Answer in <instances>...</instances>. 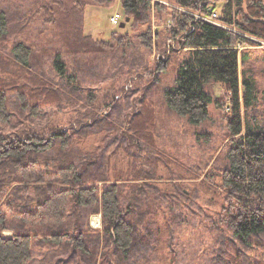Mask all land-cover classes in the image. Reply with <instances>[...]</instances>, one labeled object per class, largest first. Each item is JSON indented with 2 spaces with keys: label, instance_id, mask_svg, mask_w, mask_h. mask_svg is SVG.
<instances>
[{
  "label": "trees",
  "instance_id": "obj_1",
  "mask_svg": "<svg viewBox=\"0 0 264 264\" xmlns=\"http://www.w3.org/2000/svg\"><path fill=\"white\" fill-rule=\"evenodd\" d=\"M110 1L0 0V125L8 127H0V264H27L34 247L51 250L53 262L48 264H136L138 255L147 258L152 249L165 244L159 240V224L152 218L161 209L158 167L165 161H145L143 165L130 161L125 175L121 170L112 175L115 165L109 161L110 154L80 147L93 134L106 136L118 129L107 115L99 114L102 107L95 104V95L80 77L92 73L87 69L93 67L92 59L85 54L128 44L127 32L112 31L104 40L83 31L85 6ZM119 3L122 17L117 24L128 17L142 46L164 47L168 35L178 37L180 50L169 48V59L156 65L153 80L137 86L146 91L142 109L125 114L124 120L120 115L123 131L114 134L112 153L119 147L129 150L139 142L155 143L146 96L158 87L160 74L170 61L176 68L173 84L163 90L166 105L192 123L209 117L208 104L213 99L205 86L211 80L218 82L230 99L228 161L205 162L196 174L201 185L222 194L219 217L224 232L219 236L214 264H264V259H252L247 253L248 248L264 251V96L258 97V83L249 69L253 64L250 48L264 40V1ZM209 7L220 9L222 25L194 15L206 13ZM151 11L159 13L164 24L157 31L152 29ZM63 52L77 55L78 62L88 60L89 65H73V71L67 72ZM122 59L112 76L118 71L147 70V59ZM49 60L55 77L45 70ZM123 89L120 86L105 96H113L116 102L115 94ZM11 93L17 96L14 111L9 107ZM85 103L88 107L82 109ZM66 105L75 111L67 127L39 124L45 107ZM109 106L110 102L104 105ZM178 180L171 179L174 190L169 195L184 201L196 196V189H188ZM92 213L100 214L99 228L90 224ZM4 229L10 234L3 233ZM168 230L165 246L173 250L170 224Z\"/></svg>",
  "mask_w": 264,
  "mask_h": 264
},
{
  "label": "rangeland",
  "instance_id": "obj_2",
  "mask_svg": "<svg viewBox=\"0 0 264 264\" xmlns=\"http://www.w3.org/2000/svg\"><path fill=\"white\" fill-rule=\"evenodd\" d=\"M160 1L165 3V0ZM24 4L26 3L24 2ZM214 10L217 11L219 18L220 9ZM116 12L122 15L119 0H111L106 4L88 3L82 13L83 31L95 39L104 40L109 39L112 31L127 32L129 34L127 45H119L112 51L85 54L86 58L92 59V68L87 66L89 65L88 60L85 62L76 61L77 55L73 56L66 52H63L62 55L67 63V72L73 71L71 69L73 65L76 68L79 65L84 68L87 66V69L92 72L84 77L80 76L78 71V75L82 78L83 83L91 88L95 95V104L102 107L99 114L107 115L118 126L117 131L105 133L108 134L106 136L103 133L89 136L80 144V147L85 150L99 148L105 154H110L109 161L115 165L112 175L117 170H121L122 174L125 175L130 161H139L141 165L145 164V161H165L164 164L160 163L158 167L162 176L159 181V186L163 190L162 202H160L161 209L158 210L157 214L152 215V218L158 222L161 231L159 240L165 244L162 246L160 244L158 248L152 249L147 254V258L138 255L136 264H214L216 261L215 251L220 246L219 236L224 232V226L219 217L220 195L222 194L217 195L212 189H207L201 185L196 174L201 173L198 167H202L205 162L211 163L219 160L221 164H226L228 161L225 151L228 132L226 115L230 102L229 93L218 82L208 81L205 88L213 99L208 104L209 117L202 122L192 123L188 116H180L166 105L163 90L173 84L176 68V64L170 61L166 72L160 74L158 87L153 88L146 96V109L151 112L150 119L152 121L150 135L155 143L150 145L139 142L140 145H134L129 150L117 146L118 149L116 148V153L113 154L115 143L112 142V138L114 134L123 131L120 119L124 120L125 114L131 115V113L142 109L141 99L146 91L143 92L137 86L153 80L152 72H154L156 65L161 61H168L169 53H171H167L169 48L180 50L176 40L178 37L173 39L168 35L166 39L164 36V47H159L154 43L149 49L142 46L140 39L136 36V31L129 26V21H125L123 26L112 23L110 17ZM159 15V13L157 15L151 11V24L154 31L161 29L164 25L163 21L159 19ZM216 21L220 23L218 19ZM35 26L39 27L40 25L36 23ZM259 41L260 45L250 48L253 64L249 69L257 80L260 90L258 97L261 98L264 96V40ZM184 50L179 52L182 54L185 52ZM133 57L147 59V70L136 69L130 73L118 71L117 76L111 75L116 72L117 64L120 65L122 58L131 59ZM128 66L123 67L128 69ZM45 70L49 75L55 77L56 72L52 68L50 60L47 61ZM108 75L112 77L109 78ZM120 86H124V89L122 93L117 91L115 94L116 102L112 101L113 96H105L106 92L109 91L112 95L114 89ZM134 89L137 91L134 92ZM126 93L133 102L132 107L129 106L125 98ZM109 102L110 106L104 107ZM16 103L17 96L15 93H11L9 95L10 110H15ZM83 105L81 106L82 109L88 107L86 106L87 103ZM42 114L43 118L39 124L43 125L48 122L62 127H67L71 119L75 117V111L70 105L61 108L45 107ZM120 115L121 118L119 119ZM14 124L13 122L12 125ZM0 127L8 130L5 125H0ZM106 143H108L107 146ZM72 144L74 145V142H71ZM179 175L180 178H178ZM171 179H179L178 181L183 183L186 188L196 189V196H192L186 201L174 199L168 194L169 191L174 190ZM215 182H218V179ZM89 219L93 227L99 228L100 214L92 213ZM168 223L173 234V250L165 246L169 232ZM10 232L9 229L3 230L5 234H10ZM32 253V258L27 264H48V261L53 259L51 250L43 251V249L34 247ZM247 253L252 259H264V251L260 248H248Z\"/></svg>",
  "mask_w": 264,
  "mask_h": 264
},
{
  "label": "built area",
  "instance_id": "obj_3",
  "mask_svg": "<svg viewBox=\"0 0 264 264\" xmlns=\"http://www.w3.org/2000/svg\"><path fill=\"white\" fill-rule=\"evenodd\" d=\"M194 15L198 18H202L204 20H207L209 22L212 23H216V24H221L218 23L216 20L218 19V15H217V11H215L214 9H212L211 7H209V9L207 10L206 13L204 14H198V13H194ZM122 17V15L118 12L114 13L111 17L110 20L112 21L113 24H117L120 21V18ZM219 20V19H218ZM170 23V19H168V24ZM222 25V24H221Z\"/></svg>",
  "mask_w": 264,
  "mask_h": 264
},
{
  "label": "water",
  "instance_id": "obj_4",
  "mask_svg": "<svg viewBox=\"0 0 264 264\" xmlns=\"http://www.w3.org/2000/svg\"><path fill=\"white\" fill-rule=\"evenodd\" d=\"M125 21H128V17H125V20L121 21L120 25L123 26L125 24Z\"/></svg>",
  "mask_w": 264,
  "mask_h": 264
}]
</instances>
